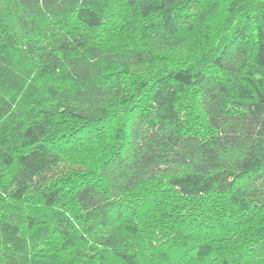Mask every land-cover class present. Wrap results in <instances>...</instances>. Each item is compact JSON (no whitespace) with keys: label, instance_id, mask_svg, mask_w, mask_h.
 Listing matches in <instances>:
<instances>
[{"label":"trees","instance_id":"16d2710c","mask_svg":"<svg viewBox=\"0 0 264 264\" xmlns=\"http://www.w3.org/2000/svg\"><path fill=\"white\" fill-rule=\"evenodd\" d=\"M0 264H264V0H0Z\"/></svg>","mask_w":264,"mask_h":264}]
</instances>
